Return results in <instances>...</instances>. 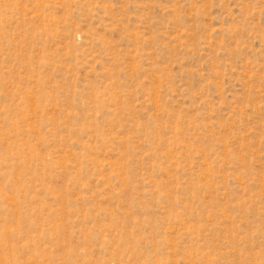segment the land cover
<instances>
[{
	"label": "rangeland",
	"instance_id": "374dc122",
	"mask_svg": "<svg viewBox=\"0 0 264 264\" xmlns=\"http://www.w3.org/2000/svg\"><path fill=\"white\" fill-rule=\"evenodd\" d=\"M0 264H264V0H0Z\"/></svg>",
	"mask_w": 264,
	"mask_h": 264
}]
</instances>
